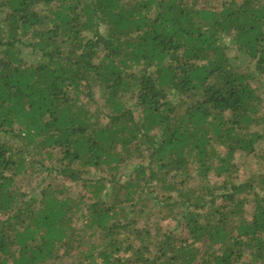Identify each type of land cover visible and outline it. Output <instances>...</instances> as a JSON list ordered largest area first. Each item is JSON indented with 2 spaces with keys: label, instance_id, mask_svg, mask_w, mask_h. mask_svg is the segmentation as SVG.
Here are the masks:
<instances>
[{
  "label": "trees",
  "instance_id": "1",
  "mask_svg": "<svg viewBox=\"0 0 264 264\" xmlns=\"http://www.w3.org/2000/svg\"><path fill=\"white\" fill-rule=\"evenodd\" d=\"M212 1L0 0V264H264V0Z\"/></svg>",
  "mask_w": 264,
  "mask_h": 264
},
{
  "label": "rangeland",
  "instance_id": "2",
  "mask_svg": "<svg viewBox=\"0 0 264 264\" xmlns=\"http://www.w3.org/2000/svg\"><path fill=\"white\" fill-rule=\"evenodd\" d=\"M222 3H223V0H214L211 2L212 5H214L216 7L218 6L217 8H219V9H220ZM225 44L227 46H230L228 39L225 40ZM228 55L231 58L234 57V53L232 52V49L228 50ZM239 64L242 65V68L244 69L245 65L242 62H240ZM262 84L264 85V81L262 82ZM252 86L254 88H257L260 86V84L257 81H255V82H252ZM263 90H264V87L260 89V92L262 93ZM238 162H239L238 164L240 166L239 173H238L240 179H244L245 177H247V175H249V174L253 173L254 171L262 168L261 166L258 165L256 159H254L252 157H247L245 159L239 158ZM46 165H48V164L46 163ZM68 188H69L70 192H79L80 191V187H77L76 185L71 184L68 186Z\"/></svg>",
  "mask_w": 264,
  "mask_h": 264
}]
</instances>
